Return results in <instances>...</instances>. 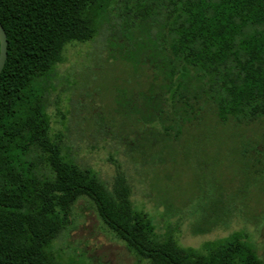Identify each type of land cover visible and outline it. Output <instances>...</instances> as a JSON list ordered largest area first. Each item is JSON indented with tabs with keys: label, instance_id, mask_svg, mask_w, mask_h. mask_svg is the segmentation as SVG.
Returning <instances> with one entry per match:
<instances>
[{
	"label": "trees",
	"instance_id": "16d2710c",
	"mask_svg": "<svg viewBox=\"0 0 264 264\" xmlns=\"http://www.w3.org/2000/svg\"><path fill=\"white\" fill-rule=\"evenodd\" d=\"M120 3L127 28L138 18L155 26L145 39L153 45L148 60L161 64L166 81L158 99L185 98V83L195 79L219 122L264 118V0H0L7 40L0 73V264H64L51 246L81 198L147 264H263L239 232L208 243L205 253L158 241L151 219L131 205L123 172L109 189L51 135L50 82L64 46L92 41L103 22L111 29V9ZM143 113L152 117L148 101Z\"/></svg>",
	"mask_w": 264,
	"mask_h": 264
},
{
	"label": "rangeland",
	"instance_id": "374dc122",
	"mask_svg": "<svg viewBox=\"0 0 264 264\" xmlns=\"http://www.w3.org/2000/svg\"><path fill=\"white\" fill-rule=\"evenodd\" d=\"M123 9H111L112 28L103 22L92 41L64 46L50 82L51 135L109 189L123 172L131 205L148 215L158 241L205 253L239 232L264 264V118L219 122L195 79L185 83V98L158 99L166 81L145 39L155 26L138 18L127 28ZM147 101L151 118L142 117ZM51 250L64 264H147L87 198L71 208Z\"/></svg>",
	"mask_w": 264,
	"mask_h": 264
},
{
	"label": "water",
	"instance_id": "95a60500",
	"mask_svg": "<svg viewBox=\"0 0 264 264\" xmlns=\"http://www.w3.org/2000/svg\"><path fill=\"white\" fill-rule=\"evenodd\" d=\"M7 56V40L6 34L0 25V73L4 66L5 60Z\"/></svg>",
	"mask_w": 264,
	"mask_h": 264
}]
</instances>
